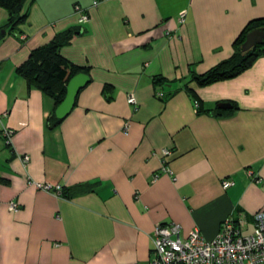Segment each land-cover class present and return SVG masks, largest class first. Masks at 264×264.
<instances>
[{
    "label": "crops",
    "instance_id": "0c3cea01",
    "mask_svg": "<svg viewBox=\"0 0 264 264\" xmlns=\"http://www.w3.org/2000/svg\"><path fill=\"white\" fill-rule=\"evenodd\" d=\"M25 10L12 28L0 7V130L12 131L10 144L0 134V264H148L160 223L211 240L241 215L253 230L264 211V54L232 78L193 75L232 54L264 0H27ZM62 33L59 55L90 79L49 128L53 98L16 69Z\"/></svg>",
    "mask_w": 264,
    "mask_h": 264
},
{
    "label": "built area",
    "instance_id": "2783aa9c",
    "mask_svg": "<svg viewBox=\"0 0 264 264\" xmlns=\"http://www.w3.org/2000/svg\"><path fill=\"white\" fill-rule=\"evenodd\" d=\"M75 10L79 14V22H86L85 9L75 5ZM185 17L186 11L182 10L178 22L184 23ZM127 102L137 104L134 94L127 95ZM0 134L6 144L11 143L12 131L9 128L3 127ZM165 153L168 154V151ZM21 159L26 165L29 155L24 154ZM231 184L232 180L226 179L222 187L227 188ZM35 186L45 191L52 190L46 183L35 182ZM55 189L59 190V187ZM8 207L12 211L19 209L14 200L9 201ZM252 219L253 230L244 234L247 222L243 216L236 219L226 217L218 234L211 240L205 239L198 228H193L182 237L178 224L160 223L151 237L152 257L148 264H264V211L255 212Z\"/></svg>",
    "mask_w": 264,
    "mask_h": 264
},
{
    "label": "trees",
    "instance_id": "16d2710c",
    "mask_svg": "<svg viewBox=\"0 0 264 264\" xmlns=\"http://www.w3.org/2000/svg\"><path fill=\"white\" fill-rule=\"evenodd\" d=\"M26 3L27 0H0V7L7 11L8 24L12 28L25 21L27 17ZM255 28L264 29V17L250 20L245 25L235 38L233 52L228 58L220 61L204 73L194 74L193 79L199 85H206L218 80L232 78L248 68L257 57L264 54V44H257L247 51L242 50L246 34ZM69 38L70 35L67 33L56 36L48 44L33 50L29 58L16 69L26 79L28 87L35 86L53 98L54 107L47 119L49 128L56 126L62 120L56 118L54 110L65 97L68 81L79 72L85 73V70L68 64L58 53L60 46L68 42ZM155 81L162 82L163 78L156 76ZM223 111L217 107L210 110L211 113L217 115L222 114ZM53 190L59 192L60 187L59 190L55 188ZM87 190H89V183H83L62 189L60 193L68 198Z\"/></svg>",
    "mask_w": 264,
    "mask_h": 264
},
{
    "label": "water",
    "instance_id": "95a60500",
    "mask_svg": "<svg viewBox=\"0 0 264 264\" xmlns=\"http://www.w3.org/2000/svg\"><path fill=\"white\" fill-rule=\"evenodd\" d=\"M257 44H264V29L255 28L249 31L242 44V50L247 51ZM90 77L87 73L79 72L74 75L66 85V94L61 103L55 108L56 118L63 119L69 114L75 104V98L78 91L88 83ZM219 108H231L229 103H219Z\"/></svg>",
    "mask_w": 264,
    "mask_h": 264
}]
</instances>
